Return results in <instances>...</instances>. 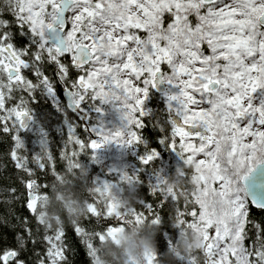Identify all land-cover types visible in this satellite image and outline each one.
I'll use <instances>...</instances> for the list:
<instances>
[{
	"label": "snow or ice",
	"instance_id": "snow-or-ice-1",
	"mask_svg": "<svg viewBox=\"0 0 264 264\" xmlns=\"http://www.w3.org/2000/svg\"><path fill=\"white\" fill-rule=\"evenodd\" d=\"M47 66L54 76L45 74ZM73 69L80 73L75 79ZM57 82L72 106L86 98L118 101L128 125L86 142L69 128L59 158L73 167L85 147L138 140L144 95L163 84L170 115L159 139L189 166L191 204L177 212L201 234L199 264H264V0H0V131L11 137L15 168L26 174L20 183L34 217L10 225L11 244L0 238V264H69L63 224L49 229L36 211L45 188L34 168L58 178L55 157L42 140L29 167L17 136L30 119L29 100L37 90L54 98ZM155 155L148 150L141 163ZM160 183L148 188L154 203L139 210L123 211L98 196L87 201L84 217L99 220L102 231L88 232L79 220L70 225L89 257L92 238L115 232L125 216L159 222L153 210L163 203ZM6 191L15 197L14 188ZM154 258L146 254L144 264Z\"/></svg>",
	"mask_w": 264,
	"mask_h": 264
},
{
	"label": "trees",
	"instance_id": "trees-1",
	"mask_svg": "<svg viewBox=\"0 0 264 264\" xmlns=\"http://www.w3.org/2000/svg\"><path fill=\"white\" fill-rule=\"evenodd\" d=\"M206 51L207 49L205 48ZM44 71L45 74L52 73L54 76L51 66H47ZM24 74L29 79H34L30 71H25ZM79 74L73 69L70 72V77L75 79ZM61 90L62 87L57 82L55 87L56 103L50 100L48 94L39 90L35 92L33 99L29 100V112L32 114L42 134V138L38 140L35 135L24 131V129L19 128L17 130V136L23 145L20 151L28 157L29 167L34 168L31 164V156L40 153L42 140L49 152L53 153L55 157L54 166L57 170H60L63 168L64 163L59 158V150L64 147L69 135V128H71V134L80 138L83 142L93 137V130H89V128L91 122L95 121L92 116L99 111L96 107L99 106L101 100L99 98H86L81 101L79 106H76L75 110L69 111L63 104ZM94 108L96 110H92ZM83 110L86 111L88 119L77 113V111L82 112ZM143 112L144 115L140 117L142 121L141 127L137 129L139 139L132 143L134 153L130 158L135 169L136 180L134 183L138 195V201L134 207H137L138 210L142 209L144 203H154V197L149 193L148 188L152 185L150 175L158 171L160 164L166 163L168 165V174H170L181 163L176 153L160 142L159 137L162 134L163 126L169 118V113L165 107L162 95L156 93L150 86L145 98V110ZM157 125H160V127H157ZM150 149L155 150L156 155L146 163H141L140 157ZM10 151L11 137L0 131V238L7 237L9 244L14 240L15 236L10 225L16 223L17 217L34 221L31 212L26 208V191L20 183V180L25 178L26 174L15 168V163L9 155ZM72 159L77 165L74 170H83L82 181L76 182L77 187H79L81 182L85 185H94L99 177L114 179L110 173L106 172V170L104 171L103 165L95 162L93 149L85 147L78 151ZM34 171L35 176L33 178H38V183L43 185L46 191L48 181L52 178L51 174L45 175L43 171L35 168ZM118 183L120 186L123 185L122 181H118ZM9 187L16 190L15 197H9L6 191ZM162 199V206L158 209L160 220L157 223V231L154 236L155 257H158L159 253L163 252L174 242L176 237V228L168 222V213L165 211L170 199L168 197H163ZM253 215L257 218L260 217L258 211H254ZM105 222L111 223L112 221L109 218H105ZM79 223L88 232L102 231L103 229V224L95 218L83 216L79 219ZM63 229L65 233L63 243L68 249L67 259L69 264H91V257L87 255V247L72 231L70 223H64ZM95 239L93 237L91 240L93 247ZM245 243L247 244V241ZM69 245L71 246L70 248L68 247ZM3 246L4 242L0 239V247ZM36 247L41 253L43 252L44 245L42 242L38 243Z\"/></svg>",
	"mask_w": 264,
	"mask_h": 264
},
{
	"label": "clouds",
	"instance_id": "clouds-1",
	"mask_svg": "<svg viewBox=\"0 0 264 264\" xmlns=\"http://www.w3.org/2000/svg\"><path fill=\"white\" fill-rule=\"evenodd\" d=\"M118 109L122 117L123 109ZM74 169L71 164L63 165L58 178L52 177L48 181L47 190L38 198L36 211L47 228L54 230L58 224L78 221L86 213L87 201L97 196L101 201L112 200L123 211L131 209L137 203L135 180L120 178L122 186L111 183L94 186L81 182L77 187L76 182L82 181L83 170ZM189 176V166L181 161L170 174L161 178V195L176 197L165 208L168 222L176 228V237L174 242L154 258L153 264H199L202 260L200 232L178 219V207L186 211L191 204L194 186ZM95 187L99 188L98 193L94 190ZM157 210L158 208H154L153 211ZM156 231L157 224L147 218L137 222L130 215L125 216L124 222L115 232L95 239L91 264H144L145 255L156 252Z\"/></svg>",
	"mask_w": 264,
	"mask_h": 264
},
{
	"label": "rangeland",
	"instance_id": "rangeland-1",
	"mask_svg": "<svg viewBox=\"0 0 264 264\" xmlns=\"http://www.w3.org/2000/svg\"><path fill=\"white\" fill-rule=\"evenodd\" d=\"M163 92L164 90L161 92V95L163 101H165ZM147 93H148V89L142 101V106H141L142 110H145V98ZM49 98L53 103H56L55 97L54 98L49 97ZM257 102H258V95L254 93L253 103H257ZM118 103H119L118 101L101 100L99 106L96 107L98 108L97 110L99 111L94 116H92L95 121L91 122V126L89 128V130L91 129L93 130L92 131L93 137L91 139H99V137L97 136L98 132L108 133L115 131L117 129H119L121 132H124V130L128 127L127 122L119 115V109L117 107ZM96 108L92 110H96ZM77 113L87 118V113L85 110H83L82 112L77 111ZM29 115H30L29 122L23 129L24 131H28L32 133L33 135H35V137L38 140H40V138H42L40 129L35 123V120L33 119V116L30 112ZM133 153H134V146L132 143L121 144L112 140L105 141L101 143L96 149H93L95 162L103 165L104 171L106 170V172L110 173L114 177V179L99 177L96 184H99L101 182H106V183H111L115 186H120L118 181H121L120 180L121 173H125L127 175H133L135 172L132 159H130ZM166 175H168V165L166 163L160 164L158 171H156L153 175H150L151 184H155V182L158 179Z\"/></svg>",
	"mask_w": 264,
	"mask_h": 264
},
{
	"label": "water",
	"instance_id": "water-1",
	"mask_svg": "<svg viewBox=\"0 0 264 264\" xmlns=\"http://www.w3.org/2000/svg\"><path fill=\"white\" fill-rule=\"evenodd\" d=\"M154 91L156 93H161L164 90V85L163 84H157L155 87H153ZM61 97L63 99L64 105L66 107L67 110L72 111L74 110L75 106H72L67 98L66 93L63 91V89L61 90ZM29 119L25 122V126L28 124ZM24 128V127H23Z\"/></svg>",
	"mask_w": 264,
	"mask_h": 264
}]
</instances>
